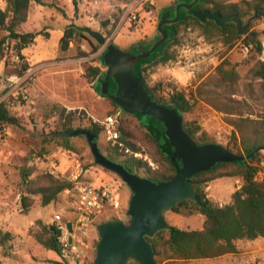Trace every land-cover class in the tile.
Masks as SVG:
<instances>
[{
  "label": "rangeland",
  "instance_id": "rangeland-1",
  "mask_svg": "<svg viewBox=\"0 0 264 264\" xmlns=\"http://www.w3.org/2000/svg\"><path fill=\"white\" fill-rule=\"evenodd\" d=\"M174 1L79 0L77 10H74L72 0H43L44 5L31 6L21 31L41 34L22 51L24 59H18L9 49L0 61V103L4 102L9 114L17 120L14 125H0V233L8 234L0 243V264H56L57 253L44 249L34 236L45 235L43 228L53 226L55 218L61 223L73 219L68 215L70 204L69 208L64 206L62 197H57L53 204L44 208L37 196H28L34 205L27 213L21 212L22 192L26 196L23 175L28 174L26 185L29 187L44 185L50 175L41 162L32 160L38 154L48 158L55 156L60 164V173L67 168L71 170L74 162H78L88 170L86 176L90 181L104 184L110 190L111 205H106L89 230V264L99 240L98 225L113 218L128 223L129 189L115 174L94 164L84 137L71 138L77 150L71 153L55 143H42V135L53 131L57 125L61 110L72 114V125L77 129H87L91 124L102 128L100 122L119 111L98 95L101 94L102 79L96 82V93L91 79L85 77V70L89 67L105 70L99 61L104 47L82 33L83 37L75 36L67 49L61 51L60 38L65 28L73 23L102 33L107 43L128 51L136 44L154 40L160 11ZM258 1L264 3V0ZM244 2L257 3V0H212L211 4L204 6L212 9L230 4L241 6ZM5 6L4 0H0V9ZM251 17L249 34L232 43H224L227 41L225 37L205 36L203 29L189 18L176 28L175 40L166 51L169 59L145 66L142 72L149 88L159 86L157 96L165 97L171 86L184 94L192 106L183 116L185 121H195L215 143L242 155L243 143L264 137L261 124L264 117V76L258 75L259 70L264 71V15L258 17L257 13H249L241 20L242 24ZM251 34L261 44L260 53L251 45L245 50L246 36ZM223 61L229 64L226 68L237 74L236 82H224L218 76L216 68ZM23 66H26L24 71ZM137 117L146 130L153 135L159 134L161 128L156 122L144 115ZM116 129L139 154L134 158L146 162L151 171L168 174L167 164L136 118L121 112ZM97 144L103 153H112L118 160L132 156L119 148L115 150L103 128ZM259 152L258 163L254 165L258 170L256 179L262 181L264 151L261 149ZM139 174L140 177L145 175L143 171ZM241 183V179L235 177L215 179L205 187L207 198L223 206L231 201V195ZM114 200L116 203L112 205ZM57 214L59 217L55 216ZM164 217L168 225L182 230H199L204 220L196 213L189 215L172 211L165 212ZM237 242L254 249L253 253L241 257H223L225 254H222L219 255L222 257L198 260L169 259L162 255L159 264H264V238ZM127 264L139 263L131 259Z\"/></svg>",
  "mask_w": 264,
  "mask_h": 264
},
{
  "label": "trees",
  "instance_id": "trees-1",
  "mask_svg": "<svg viewBox=\"0 0 264 264\" xmlns=\"http://www.w3.org/2000/svg\"><path fill=\"white\" fill-rule=\"evenodd\" d=\"M79 0H72L74 10H77ZM181 1L186 0H175L169 7L163 8L162 12L170 10L172 15H175V7ZM6 6L2 10L0 9V61L4 59L6 51L9 49L13 50L18 59H24L22 51L31 45L35 37L40 32H22L21 27L27 21L30 8L33 4L44 5L43 0H4ZM212 0H198L195 4V8L198 10L218 12L221 17L236 16L238 20L247 18L249 13L258 14L259 16L264 15V3L257 0L256 2H244L241 6L237 4H230L226 6H215L212 9L206 8L204 5L211 4ZM173 11V12H172ZM257 17V18H258ZM192 19L199 27L205 32L204 35H213L217 37H225L227 41L224 43H232L237 41L240 36L237 34V27L234 21L225 23L222 27H218L212 21L206 23H200L195 19L189 12L183 8L179 10L178 21L174 24L171 29H167L165 26L162 29L167 31V39L161 44L157 50L151 54L146 60H140L135 70L142 74L144 67L148 66L156 61L166 62L169 58L166 56V51L169 45L173 43L177 33V26L185 24L188 19ZM242 23V22H241ZM2 33H4L2 35ZM75 36L83 37L81 32H78L74 28H67L62 37L60 38L61 51H65L72 38ZM246 46L253 47L257 52H261V44L252 35L246 36ZM150 46V45H148ZM132 49L135 50L134 47ZM131 49V50H132ZM251 49V48H250ZM106 51L103 50L99 56L100 66L105 68L102 64V57ZM158 52V53H156ZM228 63L226 61L221 62L216 72L220 79L224 82L234 83L238 76L233 69H228ZM264 65V62H262ZM26 66H23L24 71ZM86 76L91 79L93 84L102 78L103 72L100 68H87ZM258 75L264 76V71L259 70ZM145 90L149 94L150 98L158 103L166 106L171 105L177 108L182 115L188 113L192 106L189 101L185 98L184 94L177 90L175 87H170L165 97L157 96L159 92V86H153L149 88L146 85L144 78L142 79ZM96 92V91H95ZM97 93V92H96ZM101 96L100 93H98ZM102 97V96H101ZM110 104L116 109L118 107L109 101ZM125 115L132 116L138 120L139 126L145 130L146 135L156 146L158 155L168 166V174L164 172L151 171L146 162L128 156L123 160H118L112 153H101L109 160L121 164L128 172L140 176V171L144 172V178H147L157 184L166 185L170 182L176 172V168L181 167V163L177 164L172 161L173 147L170 145L169 140L164 136L166 129L164 125L156 120L161 130L158 135H153L150 131L146 130L140 123L138 115L141 114H129ZM72 114H65V110H61L58 115V123L54 130L42 135V143H55L62 147L66 152H76L74 144L71 142V138L67 135L68 133L76 130L72 125L73 119ZM17 120L12 117L4 102L0 103V125L9 126L16 124ZM261 124L264 126V117L261 120ZM183 128L189 136H191L198 144H204L208 142H214L206 132L195 121H185L183 119ZM89 132L96 135L98 138L102 131V128L96 124H91L87 129ZM119 134V141L125 148L131 149L132 152L136 150L130 146L129 142L124 140L123 134ZM163 137L165 141L164 147L159 146V138ZM99 147V146H98ZM115 150L118 147L114 145ZM260 148L264 151V137L261 136L259 139H253L251 142H245L242 145L244 155L253 153L255 149ZM230 152L234 153L232 149L226 147ZM259 153H253V155L242 162L237 163H219L212 167L210 170L198 173L190 178L191 186L197 197V201L183 200L170 210L175 213H187L202 215L204 220L202 228L199 230H182L177 227L168 225L167 228L157 231L151 237H145V240L150 244L155 261L159 264V259L162 255L167 256L169 259L177 260H198L213 258L226 253H235L236 246L235 242L240 240H255L257 238H264V180L258 181L256 179L257 167L254 163H258ZM236 154V153H234ZM242 155V154H237ZM38 156H42L38 154ZM106 171V170H105ZM28 174L23 175L25 194L22 192L20 198V208L22 213H27L30 208L34 205L31 198L37 196L39 198V204L41 206H47L54 202L59 194L71 188V183L59 178L54 175H49L46 178L44 185L29 187L26 185ZM235 177L241 179L242 183L240 187L236 188L231 195V202L229 204L219 206L217 203L207 198L205 187L206 185L220 178ZM29 196V197H28ZM115 219V218H113ZM39 223V222H38ZM52 226L44 227L45 235L34 236L37 243H39L44 249L54 251L58 253V242L54 231H51ZM8 237V234L2 235L0 233V243L4 242ZM97 246V245H96ZM133 260H135L133 258Z\"/></svg>",
  "mask_w": 264,
  "mask_h": 264
},
{
  "label": "water",
  "instance_id": "water-1",
  "mask_svg": "<svg viewBox=\"0 0 264 264\" xmlns=\"http://www.w3.org/2000/svg\"><path fill=\"white\" fill-rule=\"evenodd\" d=\"M189 1L176 5L174 18L170 10L160 14L156 25L160 38L148 49L144 45H138L135 50L124 51L114 44L107 43L102 33L88 27H79L72 23L65 28H74L88 35L97 45L104 47L103 50L106 52L102 57V64L105 70L101 96L114 103L122 113L141 114L162 123L166 129L165 136L173 147L172 161L176 164L181 163V167L176 168L175 175L168 184H157L147 178L131 174L121 164L107 159L99 150L95 134L86 129H76L68 133L69 138L84 137L94 164L115 174L130 191L126 211L129 216L128 223L112 219L98 225L99 240L91 264H127L133 258L139 264H157L153 250L145 237H151L157 231L168 227L164 213L170 211L174 205L183 200L197 201L190 178L210 170L219 163L248 160L253 153L261 150L257 148L249 155H237L215 142L198 144L184 130L182 113L171 105L166 106L151 99L142 83L141 73L135 70L140 60L149 58L167 39V31L162 27L177 22L181 8L187 10L202 24L212 21L216 26L222 27L225 23L234 21L239 36L249 34V25L253 17L242 24L234 15L221 17L218 12L198 10L193 8L198 0ZM251 35L254 37V34ZM111 87L114 88V95L109 93ZM164 145V138L160 137L159 146ZM50 230L54 231L56 236L60 235L59 230H55L54 227ZM68 230L71 231L70 225Z\"/></svg>",
  "mask_w": 264,
  "mask_h": 264
},
{
  "label": "built area",
  "instance_id": "built-area-1",
  "mask_svg": "<svg viewBox=\"0 0 264 264\" xmlns=\"http://www.w3.org/2000/svg\"><path fill=\"white\" fill-rule=\"evenodd\" d=\"M247 48L249 47L245 46V50H248ZM120 114L119 110L117 114L107 116L100 122V125L106 133L108 141L126 154L139 157V154L124 148L119 141L116 125ZM32 160L36 163L41 162L49 174L71 183V188L66 192L69 196L73 219L67 223H61L59 219L55 218L52 224V227L60 232V235L56 236L58 242V262L56 264H89L87 261L90 249L89 230L106 205L109 203L111 205L110 190L104 184H95L90 181L86 176L88 170L78 162H74L72 169L64 177L65 175L59 171V162L55 156L52 158L45 155L36 156ZM113 203H116V200L112 202V205ZM68 225H70L71 231L68 230Z\"/></svg>",
  "mask_w": 264,
  "mask_h": 264
},
{
  "label": "crops",
  "instance_id": "crops-1",
  "mask_svg": "<svg viewBox=\"0 0 264 264\" xmlns=\"http://www.w3.org/2000/svg\"><path fill=\"white\" fill-rule=\"evenodd\" d=\"M97 81H99V80H97ZM96 81V82H97ZM96 82L93 84V90L94 91H96ZM62 156H65V153H62ZM63 158L61 157L60 158V160H62ZM43 166V165H42ZM59 167H60V164H59ZM64 169V168H63ZM69 171V168H67L66 170H62V172L63 173H61V174H64V173H67ZM58 197H62V199H63V201H64V206H66L67 208H69V201H68V194H67V192H66V190L64 191V192H62L61 194H59V196ZM231 202V201H230ZM229 202V203H230ZM229 203H227V204H229ZM53 204V203H52ZM51 204V206H53ZM50 205V204H49ZM49 205H47V206H44V208H46V207H49ZM58 206H59V208H63L62 206H61V204H57ZM223 205H226L225 203L223 204ZM54 207V206H53ZM58 208V207H57ZM68 215L69 216H72V214H71V211L68 213ZM55 216H58V214L57 215H55ZM59 217V216H58ZM62 217V216H61ZM43 219H44V217H43ZM63 219V218H62ZM29 224H31V222L29 223ZM258 239V238H257ZM257 239H255V240H251V242H254V241H256ZM240 241H242V240H240ZM246 241H250V240H246ZM235 246H236V252L235 253H226L225 255H222L223 257L225 256V257H229V256H236V257H241L242 255H247V254H252L253 253V251H254V249H250V248H248L247 247V245L246 244H240V245H238V242L237 243H235ZM227 255H229V256H227ZM222 256H218V257H222Z\"/></svg>",
  "mask_w": 264,
  "mask_h": 264
},
{
  "label": "flooded vegetation",
  "instance_id": "flooded-vegetation-1",
  "mask_svg": "<svg viewBox=\"0 0 264 264\" xmlns=\"http://www.w3.org/2000/svg\"><path fill=\"white\" fill-rule=\"evenodd\" d=\"M189 2H192V0H190ZM196 6H194L193 8H195ZM172 18H174V16H172ZM176 22H173L171 25H169V26H165L167 29H171L173 26H174V24H175ZM156 31H157V29H156ZM160 38V36H159V34L157 33L156 34V36H155V38H154V40L152 41V42H150V43H143V44H136L135 46H133L134 48L136 47V46H138V45H144L145 47H146V49H148V48H150V46L157 40V39H159ZM148 45H150V46H148ZM128 51H130V50H128ZM141 76H142V79H143V75L141 74ZM102 77H103V75H102ZM102 79V78H101ZM141 79V80H142ZM109 93L110 94H112V95H114V88L113 87H111L110 89H109ZM128 97V96H127ZM103 98V97H102ZM107 100V99H106ZM109 101V100H108ZM164 136H165V132H164ZM164 147V146H163Z\"/></svg>",
  "mask_w": 264,
  "mask_h": 264
}]
</instances>
